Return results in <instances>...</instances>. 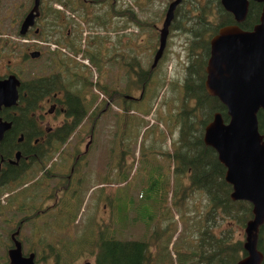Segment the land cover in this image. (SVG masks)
<instances>
[{
	"label": "trees",
	"instance_id": "16d2710c",
	"mask_svg": "<svg viewBox=\"0 0 264 264\" xmlns=\"http://www.w3.org/2000/svg\"><path fill=\"white\" fill-rule=\"evenodd\" d=\"M167 1L168 3L165 2V6L163 4L164 7L158 11L161 12L160 15L153 12L151 4L143 5L144 3L141 4L138 0H133L135 9L134 6H124L123 8L101 6L102 10H99L101 7L94 5V11L87 13L83 9V17L81 15L79 17L91 29L108 30L107 25L110 24V29L114 31L134 27L142 32L149 30L154 35L157 26L151 27L153 29L150 31L147 28L149 26L147 21L153 18H158V22L163 20L169 2L173 0ZM104 8L105 10H103ZM52 9L48 14L52 21L48 20L54 30L55 9ZM147 12L150 13L149 16L142 17L147 15ZM223 13L225 12L221 9L219 0H181L176 7L170 30L185 36L188 43L184 80L180 84L176 80H166V70L159 69L163 56L154 69L145 70L141 65L140 67L138 65L140 62L136 57L137 47H131L126 43L125 73L129 79V81L127 79L126 88L131 87L134 90L135 86L140 85L144 93L142 101L123 100L124 111L120 120L123 121L129 116L131 124L135 119H139L144 124V117L152 114L153 107L161 99L160 94L164 89L165 92H170L168 101L172 106L170 117L175 121L172 126L173 130H168L169 136L177 132V145L174 149V141L172 154H167L166 150L164 153H159L162 149L155 147L152 149L154 158L150 159L156 160L160 156L157 164L153 161L149 167L148 162L145 160L143 162L144 171L148 174V177L145 176L147 183L142 184L146 191L144 200H154L155 202L153 209L152 207L147 209L146 218L138 217L137 208H134V200L130 196L131 190L128 186L119 187L127 183V174L118 172L115 175L117 177L115 180L110 179L111 174L104 185L106 183L107 187L113 185L119 188L117 193L115 192L111 196L108 204L111 216L114 214H112V209L116 208L119 220L111 222L110 225H100L96 220L95 209L92 214L93 219L88 218L85 221V227L82 222L75 223L81 208V200L75 195L74 190L77 189V183L81 182L82 178L73 182V186H71L65 176H59L61 167L58 166L63 163L60 162L55 166L53 163L56 155L60 154L59 159L62 160L65 155L71 159L73 155L79 154L77 147L82 141L81 134L72 136L88 114L89 107L83 97H86L87 91L92 88H97L102 94L107 89L100 86L98 82L92 83L83 77L81 71L74 75L76 84L72 87V94L75 99L73 106L76 112L67 117L61 130H56V134L52 137L53 148L47 152L42 164H38V169L34 171L31 168L28 213H22L21 205L10 210L6 206H0V221L3 223L8 224L20 219L32 226L29 237L25 238L21 235V242L25 254L30 252L35 254L36 263L76 264L79 260L92 259L95 264H237L244 257L243 236H241V232H237V229L244 230L246 223L252 218L251 205L244 201L231 200V186L224 180L225 168L218 162L215 151L205 146L202 141L204 127L212 120L214 112L221 114L225 123L228 122L225 107L217 99L209 96L204 88V69L209 57L208 40L217 32L218 28L230 23ZM154 19L148 21L151 22V26L155 22ZM116 20L117 22L123 20L124 24L112 23ZM254 22L255 18L249 12L246 26L250 25L251 27ZM112 24L113 26H111ZM49 27L45 28L46 35L52 37L54 31L48 30ZM78 32L80 39L81 31ZM96 38L100 39L99 45L90 57L92 66L96 68L97 73L101 74L103 53L107 50H104L101 42L103 37L94 36L93 39ZM51 42L54 44L53 40ZM78 46L80 47V43ZM79 51L78 49L77 52ZM53 69L54 59H51L46 67V72L51 74ZM138 69H141L139 83L135 82L136 77L138 78ZM49 77L53 78V75ZM177 103H180L179 110ZM135 113L139 116L134 117ZM257 119L259 133L264 139L263 111L258 112ZM152 126L158 125L155 123ZM127 131L130 130L118 129L114 132L116 133L115 139H117L118 167L122 166L121 162L125 161L130 154L131 149L127 146L129 144ZM162 133L160 130H153L152 136L156 139L157 135H162ZM71 137L75 138V142L69 145L71 153L67 150L64 152L65 149H61L68 145L67 141ZM161 159L167 160V162H161ZM40 173L42 174L40 175ZM119 176L120 179H118ZM163 177L164 181L162 182ZM53 182L57 184L52 185ZM164 188L165 193H163ZM135 189L137 191V187ZM98 191L101 193L98 195L100 197L96 208L101 202L102 204L104 202V192L102 189ZM195 193L203 195L205 205L198 210L193 206L192 211L190 207L186 206V202ZM169 194L171 195L170 207L175 210L179 222L183 221L178 234L177 229H170V223L175 225L178 221L174 220L173 214L170 215L169 204L168 209L164 210ZM51 198L54 200L52 205H46V201ZM164 200H166V205L163 207L160 204ZM6 201L9 205V199ZM16 202L17 200L14 199L13 204L15 205ZM77 202L76 209H73ZM67 213L69 215L68 223L61 224L60 220H64ZM189 213L194 214L189 217ZM167 214L169 217L166 216ZM159 216H164L165 224L162 222V224L156 225ZM153 220H155V225L151 229L150 225ZM138 223L146 226L140 239L121 237L129 226ZM71 229L80 231L71 235ZM8 242L10 243L9 239L6 246L3 245L5 253L0 257L3 262L0 264H8L5 256L6 250L11 248ZM257 248L263 255L261 264H264V224L258 233Z\"/></svg>",
	"mask_w": 264,
	"mask_h": 264
},
{
	"label": "flooded vegetation",
	"instance_id": "af4514ba",
	"mask_svg": "<svg viewBox=\"0 0 264 264\" xmlns=\"http://www.w3.org/2000/svg\"><path fill=\"white\" fill-rule=\"evenodd\" d=\"M35 1L0 0V88H3L2 84L8 87L6 90L9 97L2 98L5 102L13 100V95L15 97L14 104L0 106V130H2L0 134V206H6L10 210L21 205L23 214L28 213L31 168L34 171L38 169V164H42L47 152L53 148L52 137L56 134V130H61L67 117L76 112L73 106L75 99L72 94V87L76 84L74 75L81 71L83 77L87 78V70L89 67H93L90 57L92 56L90 50L93 39L78 38L77 22L83 21L79 16L83 17V9L87 13L92 11L94 5L124 7L122 0H39L38 16L34 18L32 25L23 30V23L33 10ZM247 2V14L243 21L237 22L234 15L227 12L219 0V5L225 12L223 16H226L230 23L218 28L217 32L209 38V54L210 40L217 35L221 28L237 26L242 31L250 32L259 24L263 2L261 0H247ZM81 6L82 8H80ZM52 8L55 9V27L57 28L54 31V44L47 37L45 30L48 26V14L53 10ZM249 12L255 18L251 27L250 25L246 26ZM116 33L118 31L103 32V35L99 36L103 37L102 40L107 44V51L103 53L101 70L108 71V77L105 78L103 86L107 91L105 90L102 95L104 103L100 113L104 118L113 116L117 121L124 111L123 100L142 101L144 90L140 85H137L133 95L125 94L126 47L124 40L119 39L117 47L108 49V44L115 43L114 38L109 36ZM78 49L79 52H77ZM51 59H54V69L49 74L46 72V67ZM138 65L140 67L141 64ZM150 69H154L152 65ZM135 70L137 69L135 68ZM50 75H53V78H50ZM140 81L141 69H138V78L136 77L135 82L139 83ZM83 98L87 103V97ZM159 100L153 107L152 117L160 103ZM98 104L99 102L92 107L90 112L94 111ZM111 107L112 109H110ZM164 109L163 116L169 119L170 110H172L171 103H167ZM4 125H8V127ZM156 125H158L157 121ZM166 130L169 137L168 130L170 129L166 128ZM86 146L84 152L71 157L72 163L67 165L69 175L65 176L68 182L78 172V161L82 154L86 153V148H88ZM168 153H173L171 144L169 148L167 146ZM160 161L167 162L163 159ZM154 162L157 164L158 160L156 159ZM59 176H64V174L60 173ZM80 178L78 177L77 180ZM102 186L105 187L104 184ZM25 192H28V195L24 197ZM6 199H9V205ZM14 199L17 200L15 205L13 204ZM103 200L107 205L109 200L107 190L104 191ZM103 208L105 209L106 206L103 205ZM5 225H8L11 231L10 247L13 243L12 237L18 233L15 235V239L21 243L23 255L34 254L33 252L25 254L21 242L22 231L29 224L24 220L17 219L16 222Z\"/></svg>",
	"mask_w": 264,
	"mask_h": 264
},
{
	"label": "rangeland",
	"instance_id": "374dc122",
	"mask_svg": "<svg viewBox=\"0 0 264 264\" xmlns=\"http://www.w3.org/2000/svg\"><path fill=\"white\" fill-rule=\"evenodd\" d=\"M122 2H124V6H134V9L136 8L133 0H122ZM138 2H140L141 4L144 3L143 5H146V4L148 5V3L151 4V6L153 7V12L155 11V14L157 12V15L161 14V12H158V11L162 7L165 6L164 3L165 2L168 3L167 0L166 1L165 0H158V1L157 0H144V1L138 0ZM105 6L110 7L109 5H105ZM94 10L95 9L93 6L92 11ZM99 10H102V7ZM103 10H105V8ZM149 14L150 13L147 12V15H143L142 17H145V16L148 17ZM153 19H150L148 21H151ZM49 20L52 21L51 18ZM49 20H47V23H48L47 27L50 26L48 30L52 32L56 31L57 28L55 27L54 23H53L54 30H52L53 26L50 24ZM154 20L155 22L152 24V26H151V22L147 21V23L149 24L147 28L150 29L151 31V29H153L151 27L157 26V28L154 30L156 35L155 34L153 35V33L149 32V30L144 31L145 32L144 33L139 29H135L134 27H128L125 30H120L118 31V33L111 34L109 36L111 38H114L115 43L113 45L112 43L108 44V49L117 47L119 45L118 43L119 39L124 40L125 47H126V43H128L131 47L133 46L137 47L136 48L137 49V56H136L137 60L141 63V66L145 70L150 69L153 63V58L155 54L154 52H156V50L158 49L159 29H161L162 27L164 18L163 20L159 22H158V18ZM112 23L114 24L120 23L121 25H123L124 21L120 20V22H117L116 20V21H113ZM77 24H78V27L76 28V30L81 31V37L83 38L88 37L90 39H93L94 36L103 35V32H106V33L114 32V30L110 29V24L107 25L108 30L88 28V26L85 24L84 21H82L81 23L77 22ZM111 26H113V24ZM48 38H50L51 40H54V34L52 37H48ZM99 40L100 39L98 38L93 39L91 50H90L92 53L96 51V48L99 45ZM101 42L104 47V50H107L106 48L107 44L104 43V40H102ZM187 44L188 43L186 41L185 36L177 33L176 31H171V30L169 31L168 36H167V41H166V47L164 49L165 54L163 52V55H162L163 58L162 60L160 59L161 62L159 61L160 62L159 69L161 71L166 70V73H165L166 80H176L179 84L184 80V67L187 62L186 60ZM107 72L105 70L104 71L102 70L101 74H99L97 73L95 67H89V69L87 70V79H89L92 83L98 82L100 86H104L105 78L108 77ZM125 77H126L125 88H124L125 94L133 95L134 94L133 88L131 87L126 88V82L128 79L127 74L125 75ZM169 93L168 91L165 92L163 89L162 93L160 94L161 95L160 96L161 99L159 100L160 103L153 115L154 118L151 116L152 115L151 114L147 117H144V124H142V122L139 119H135L131 124V120L129 116H127V119L123 121L120 120L121 117H119L118 121H116V119L113 116H107L104 118L103 115H101L100 113L103 108V103H104L103 97H102L103 94L97 88H92L89 91H87L86 105L89 107L88 114L86 115V119L83 122H81L79 127L76 128V132H74L72 136V137H75L76 135L81 134L82 141L81 143L78 144L79 145L77 147L78 153L84 152V147L88 145L87 146L88 148H86L87 150L86 153L82 154L81 159L79 160L80 162L78 164L79 166L78 172L70 178V184L72 182V186H73V182L75 183L78 181L77 180L78 177L82 178L81 182L77 183V189L74 190L75 195H77L78 199L81 200V208L79 211V215L76 218V222H75L76 224H79V222H82L83 226L85 227L84 225L85 221L88 218L93 219L92 214L95 212V209H96V220L98 223H100V225L101 224L110 225L111 222H114L115 220H119V215L116 212L117 211L116 208H113V209L111 208L112 214L114 213L111 216L110 207H108L109 200L107 202V205L105 204V202H103V204L101 202L99 206H97L96 208V205L98 204L99 197H100L98 195L99 193H101L100 191H98L99 189H102V192L107 190L109 194V199L111 198V196L115 194V192L117 193V190L119 189L118 186L111 185L107 187L106 183H105V187L102 185L104 184V182H107L111 174L112 176L110 179L115 180L117 178L115 177V175H117L118 172H123L125 173V175L127 174V183L122 184L119 187L122 188V187H126L127 185L128 188L131 190L130 196L134 200V206H135L134 208H137L136 210H137L138 217L146 218L147 217L146 215H148L146 213L147 209L148 208L150 209V207H152L153 209V206L155 204L154 200H144L146 191L142 184L147 183V181H145V176L148 177V174L146 171H144L143 162L144 160L148 162L149 167L153 164L154 160L150 159V158H154L153 153H152L153 148L155 147L160 148L162 149V151H159V153L160 152L164 153V150L167 151V146L169 148L171 144V147H172V144L174 143V141H175V143L173 144L174 149H175V145H177L176 144L177 132H174L172 136L170 135L169 137L166 134L167 133L166 128L173 130L172 126L175 123V121L172 120L171 117L167 119L163 116V112L165 111L164 107L167 104V102L170 100ZM98 102L99 104L97 108L94 111L92 110L90 112L92 107ZM110 109H112V107ZM179 109H180V103L178 104V110ZM135 116H139V115L135 113L134 117ZM156 121L158 122L159 127L152 126V124H155ZM118 129L119 130H130V131H127V135H129V144L127 146L129 149H131L130 154L129 156H127V158L125 157L126 158L125 161L121 162L122 166L120 167H118L119 158L117 156L118 154L117 139H115L116 133H114L115 130H118ZM145 130L147 131L144 133ZM153 130H160L163 133L162 135H157V138L155 139L154 136H152ZM90 132H92L91 135H90ZM72 137L69 138V140L67 141L68 145L62 147L63 150L65 149L64 152L67 150V152L71 153L69 149L70 147L69 145L75 142V138H72ZM59 158L60 156L55 157L53 165L54 166L56 164L58 165L60 164V162L63 163L62 165H60L61 168L59 169V171L60 173H63L64 176H68L69 167H67V165H71L72 160L69 159L67 155H65L64 159L62 160ZM159 158L160 156L157 157V160H159ZM163 170L165 171L164 166H163ZM170 171H172V169H170ZM118 179H120V176L118 177ZM163 181H164V177L162 178V182ZM55 184L57 183L56 182L52 183V185H55ZM100 187H104V188H100ZM135 187H137V191ZM165 188H164L163 193L166 192ZM28 192H29V189H28ZM28 192H25L23 194L24 197L28 195ZM164 198L166 197L164 196ZM167 198H168L167 199L168 203L164 210L168 209V204H169V209L171 212L170 215L172 216L173 214L174 220L178 221L177 223L178 225L177 224L173 225L172 223H170V229H174V230L177 229L178 230L177 234H178V232L181 230L183 221L179 222L178 216L176 215L175 210L172 207H170L171 206L170 205L171 195L169 194ZM129 200H130V197H129ZM53 201L54 200L51 198L50 200L46 201L47 203L46 205L48 206L52 205ZM73 202L75 203V201ZM78 202L75 204L73 209H76ZM103 205L106 206L105 209L103 208ZM160 205L164 207V205H166V200H164V202H162V204ZM204 205H205V200L203 199L202 194L195 193L193 194V197L188 198L186 202V206L190 207L192 211H193V208H192L193 206H195V208L198 210V209H201L202 206L204 207ZM73 209L71 208V212L73 211ZM193 214L194 213H189V217H192ZM133 215H135L134 212H133ZM166 216L169 217L168 214ZM163 218L164 216H159V218H157V220L158 219L159 220L156 222V225L162 224V222L165 224ZM68 221H69V215L67 213L65 219L60 220V222L61 224H63L64 222L68 223ZM154 223H155V220H153V222L150 225L151 229H152V226L155 225ZM0 227H1V230H0V237H1L0 238V257H1L5 253V250H3V245L6 246L8 239L10 241L11 231H10V227L8 225L3 224L2 221H0ZM145 227L146 226H144L141 223L129 226V228L123 233L121 237L123 238L127 237L131 239H140ZM31 228H32L31 225L25 226L24 230L22 231V235L25 238L29 237ZM78 231L80 230L71 229L70 234L75 235ZM237 232H241V236H243V241H244L243 230L241 231L237 229ZM55 240H58V239H55ZM162 240L163 242L165 241L164 238ZM8 245L10 246L9 242H8ZM171 245L169 246V249L171 248ZM5 256L8 262L7 252ZM85 261L93 262L92 259H87ZM85 261L79 260V262L76 264H82ZM0 263H3V262L0 260Z\"/></svg>",
	"mask_w": 264,
	"mask_h": 264
},
{
	"label": "water",
	"instance_id": "95a60500",
	"mask_svg": "<svg viewBox=\"0 0 264 264\" xmlns=\"http://www.w3.org/2000/svg\"><path fill=\"white\" fill-rule=\"evenodd\" d=\"M261 1L259 24L252 31L226 26L211 38L205 67V90L225 107L228 122L215 113L204 128L203 143L215 151L218 162L225 168L224 180L231 186V200L247 202L252 208V218L243 230L245 255L237 264H261L263 261L257 248L258 233L264 224V139L257 120L258 112L264 111V0ZM180 2L173 0L167 7L152 68L163 55L174 11ZM221 4L237 22L244 20L247 0H221ZM38 6L39 0H36L23 23V30L33 24L39 14ZM2 87L0 106L14 104V95L9 102L2 99L9 97L8 87L4 84ZM17 234L12 237V247L7 251L9 264H42L35 263L32 253L23 255L22 245L15 239ZM82 264L93 263L85 261Z\"/></svg>",
	"mask_w": 264,
	"mask_h": 264
},
{
	"label": "built area",
	"instance_id": "2783aa9c",
	"mask_svg": "<svg viewBox=\"0 0 264 264\" xmlns=\"http://www.w3.org/2000/svg\"><path fill=\"white\" fill-rule=\"evenodd\" d=\"M51 47H53V46H51Z\"/></svg>",
	"mask_w": 264,
	"mask_h": 264
}]
</instances>
